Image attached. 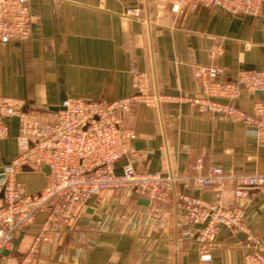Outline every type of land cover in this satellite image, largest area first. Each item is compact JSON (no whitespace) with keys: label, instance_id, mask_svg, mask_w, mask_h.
Here are the masks:
<instances>
[{"label":"crops","instance_id":"0c3cea01","mask_svg":"<svg viewBox=\"0 0 264 264\" xmlns=\"http://www.w3.org/2000/svg\"><path fill=\"white\" fill-rule=\"evenodd\" d=\"M35 21L29 40L0 43V95L26 100L45 121H53L69 95L114 101L134 92L131 68L146 72L149 88L179 99L159 106L134 104L123 113L134 129V148L143 160L139 172L189 176L211 166L226 171L264 170V138L235 122L201 111L180 98L201 93L199 66L223 68L232 80L241 70L264 72V4L257 15H235L221 7L185 8L174 12L167 0H30ZM223 46L212 57L211 49ZM264 92L241 90L235 104L249 112ZM9 137L0 142V171L21 152L20 124L9 121ZM201 159L203 167L196 165ZM129 161L115 163L122 173ZM30 193L48 185L42 168L27 166L17 174ZM176 192L216 200L212 187L192 188L183 182ZM227 206L242 207L248 231L264 241V187L245 197L232 188ZM126 188L93 195L65 225L59 236L36 249L38 264H245L246 233L222 226L211 244L198 239L199 224L179 223L177 201L142 205ZM148 209L147 223L133 217ZM48 211L23 230L17 246L0 255V264H18L28 254ZM209 253L210 261L201 255Z\"/></svg>","mask_w":264,"mask_h":264},{"label":"built area","instance_id":"2783aa9c","mask_svg":"<svg viewBox=\"0 0 264 264\" xmlns=\"http://www.w3.org/2000/svg\"><path fill=\"white\" fill-rule=\"evenodd\" d=\"M167 1L174 12L203 6L221 7L235 15H257L264 4V0ZM37 18L30 0H0V43L29 40ZM223 51V46L216 44L210 55L216 57ZM131 75L134 88L131 95L114 101L69 95L53 121L43 120L22 98L0 95V142L9 137V121L13 118L19 121L22 139L19 155L0 171V253L12 250L19 234L34 224L41 212L48 211L31 249L18 263L38 264L35 252L39 244L59 236L75 212L93 195L126 188L149 200L150 204L177 201L179 223L201 225L198 239L203 243L211 244L222 226L234 232H245L248 249L245 264H264V241L248 231L244 209L227 206L222 197L227 188H232L236 197H245L258 186L264 187V170L242 173L215 165L206 172L189 176L137 171L133 161L143 160V155L134 148L137 134L125 124L123 113L134 104L159 106L179 98L151 92L148 74L136 64L131 68ZM196 75L201 93L180 99L201 111L242 122L253 135L264 138V98L254 102L252 112L235 104L243 88L264 92L263 71L241 70L234 79L227 80L223 68L206 65L199 66ZM123 157H128L129 161L123 172L117 173L115 163ZM42 164L51 169L48 185L30 193L25 184L17 180V174L27 166L41 168ZM202 167L200 159L196 168ZM179 182L196 189L212 187L216 200L176 192ZM148 208L133 217L134 225L148 222L151 214ZM201 259L210 261L211 255L203 253Z\"/></svg>","mask_w":264,"mask_h":264},{"label":"water","instance_id":"95a60500","mask_svg":"<svg viewBox=\"0 0 264 264\" xmlns=\"http://www.w3.org/2000/svg\"><path fill=\"white\" fill-rule=\"evenodd\" d=\"M57 110L59 109V107L58 108H56ZM41 168H42V170L44 171V172H46L47 174H49L50 172H51V169H50V167L47 165V164H42L41 165ZM257 188H261V186H258ZM139 202L142 204V205H146V206H149L150 205V201L149 200H147V199H143V198H141L140 200H139ZM21 237L22 236H20L16 241H15V246H17L18 244H19V242H20V240H21ZM9 254L10 253V251L9 250H4V251H2V253H0V255L1 254Z\"/></svg>","mask_w":264,"mask_h":264}]
</instances>
